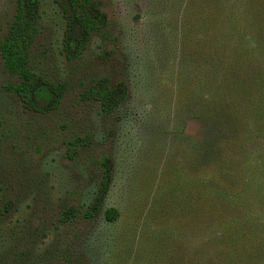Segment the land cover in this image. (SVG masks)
<instances>
[{
    "label": "rangeland",
    "instance_id": "rangeland-1",
    "mask_svg": "<svg viewBox=\"0 0 264 264\" xmlns=\"http://www.w3.org/2000/svg\"><path fill=\"white\" fill-rule=\"evenodd\" d=\"M14 1L0 0V39ZM96 2L107 27L75 55L74 46L65 47L67 12L42 0L29 67L63 89L57 109H26L8 89L19 77L0 56V264H220L210 212L218 220L221 205L198 195L206 191L199 177L208 182L216 171L192 163L204 124L222 116L227 131L234 129L235 109L216 102H224L222 91L234 95L233 73L258 57L259 36L243 30L251 20L235 27L244 26L232 48L223 36L232 4L243 7L237 0ZM238 41L246 59L232 55ZM215 61L235 70L216 74ZM101 78L128 90L124 105L108 116L84 97ZM75 139L82 144L71 156ZM255 151L253 163L264 154ZM105 166L112 179L103 212L86 218ZM111 207L120 212L112 222L104 216ZM72 208L76 216L64 222Z\"/></svg>",
    "mask_w": 264,
    "mask_h": 264
},
{
    "label": "trees",
    "instance_id": "trees-1",
    "mask_svg": "<svg viewBox=\"0 0 264 264\" xmlns=\"http://www.w3.org/2000/svg\"><path fill=\"white\" fill-rule=\"evenodd\" d=\"M237 1L243 7H234L232 4L230 14L224 16L227 24L222 34L227 36L232 48L231 38L237 36L244 26L241 29L235 27L241 21L251 20L250 29L244 27L243 30L251 31L250 37L259 36L260 42L255 43L253 51L260 59L252 56L242 73L239 70L238 75L233 73L234 77L231 79L234 84L230 83V89L234 95L228 92L225 96L222 91L225 103L216 102L225 110L227 107L235 109L237 121L231 126L234 129L227 131L222 116L213 118L215 121L211 120L207 125L204 124L206 135L198 143L199 154L192 164L210 168L209 174L216 171L215 176L210 175L208 182L203 179L206 175L199 177L198 182L204 183L206 191H199L198 195L205 192L221 205V209L215 210L218 212V220L212 217L216 213L210 212L220 264H264V154L258 156L255 163L251 157L252 149L258 155V152L264 153V39L261 38L264 36V0ZM14 3L13 19L6 34L0 39V56L4 68L19 77V81L10 84L8 89L16 94L26 109L37 112L52 111L61 104L63 89L29 67L31 50L39 35L42 0H15ZM55 3L68 14L65 47L70 50L74 46V54L80 55L91 35L106 29L107 16L96 0H55ZM239 47L240 50H234L232 55L243 54L246 59L249 52L242 49L241 43ZM223 54L226 56V53ZM214 64L216 74L219 75L225 69H234L222 62L218 64L215 61ZM216 74L214 77H217ZM216 95L215 90L212 98ZM84 97L99 102L102 113L108 116L124 105L128 90L123 82L113 86L109 79L101 78L85 90ZM229 100L235 101L236 106H231ZM256 142L260 144L255 145ZM81 144V139H75L70 149L71 156ZM111 179L112 170L105 166L99 194L84 213L86 218H94L103 212ZM224 207L229 213H225ZM74 210L72 208L65 213L64 222L76 216ZM104 216L107 221L112 222L118 219L120 212L111 207L105 210Z\"/></svg>",
    "mask_w": 264,
    "mask_h": 264
}]
</instances>
